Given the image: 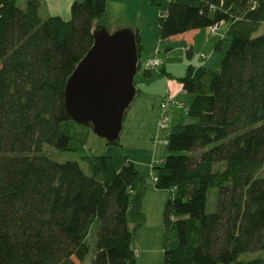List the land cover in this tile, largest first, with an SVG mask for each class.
<instances>
[{
  "label": "trees",
  "instance_id": "obj_1",
  "mask_svg": "<svg viewBox=\"0 0 264 264\" xmlns=\"http://www.w3.org/2000/svg\"><path fill=\"white\" fill-rule=\"evenodd\" d=\"M17 1L0 0V264H81L92 244L91 264H136L146 181L135 165L82 155L85 172L45 150L83 152L63 126L79 125L64 88L105 26L107 0H72L68 21L41 17L40 0ZM222 22L230 45L220 67H188L178 79L193 95L191 122L172 129L169 154L152 166L154 187L171 193L163 264H264L241 258L264 250V33L255 35L264 0H169L160 37Z\"/></svg>",
  "mask_w": 264,
  "mask_h": 264
},
{
  "label": "rangeland",
  "instance_id": "obj_2",
  "mask_svg": "<svg viewBox=\"0 0 264 264\" xmlns=\"http://www.w3.org/2000/svg\"><path fill=\"white\" fill-rule=\"evenodd\" d=\"M25 3L26 0L17 1L19 7H24ZM168 3L169 0H107L106 2L107 18L102 21L110 32L124 28L131 30L139 28L143 37V47L139 56L140 67L134 77V85L136 89H139V92L125 112L117 144L107 143L105 139L94 133L92 127L79 126L72 121H68L63 126L72 137L71 145L74 146L77 142L82 143L83 141V152L58 151L45 146V150L53 160L60 163L77 161L85 172H87V163L81 159L82 155L110 156L116 169H120L126 161H130L135 165L146 181V186L140 198V212L143 215L142 223L135 229V220L131 219L129 224L131 229H134L133 248L136 255V264H163L166 237L163 214L166 201L171 193L168 190H159L154 187L155 171L152 166H158L169 154L167 143L172 127H176L178 121L182 124L191 122V119L186 115L187 104H185L191 94L185 93L178 98L176 104L178 113L175 114L177 116L174 117L173 122L169 114L167 129L159 130L158 121L162 114L160 104L164 99V96H162V76L157 78L159 69L164 61H174L176 65L173 73L177 75L186 69V65L190 63V60L195 61V58H200L201 62L208 60L200 57L199 53L201 52H196L193 56L188 57L189 50L184 42L177 41V39L167 42V40L161 39L159 21L160 16L166 11ZM223 23L221 26L224 25L225 28L226 22ZM263 33L264 24L260 26L255 35ZM223 44L224 50H219L215 54L220 61L215 66H211L214 69H219L224 53L230 45V37L227 36ZM152 58H156L160 63L153 70L148 65L149 60ZM148 70H151V74L147 72ZM178 79L173 80L181 84ZM170 96L173 100V94ZM160 140L165 143H155V141ZM215 196L216 190L213 189L209 193L208 212L214 209ZM94 251L95 247L92 244L89 254L81 264H91ZM257 254L264 257V250ZM257 254L246 253L241 255V258H253Z\"/></svg>",
  "mask_w": 264,
  "mask_h": 264
},
{
  "label": "water",
  "instance_id": "obj_3",
  "mask_svg": "<svg viewBox=\"0 0 264 264\" xmlns=\"http://www.w3.org/2000/svg\"><path fill=\"white\" fill-rule=\"evenodd\" d=\"M93 37L92 47L66 81L64 107L76 123L90 125L96 135L114 143L137 92L136 36L129 28L110 32L99 26Z\"/></svg>",
  "mask_w": 264,
  "mask_h": 264
},
{
  "label": "crops",
  "instance_id": "obj_4",
  "mask_svg": "<svg viewBox=\"0 0 264 264\" xmlns=\"http://www.w3.org/2000/svg\"><path fill=\"white\" fill-rule=\"evenodd\" d=\"M40 1H41V7H40L41 17L44 18L47 16H56V17H60L64 21H68L70 19V6L72 4V0H40ZM106 18L107 17H106V10H105V15L103 19L106 20ZM222 24L224 23L222 22L214 33H210L208 28L196 29V30H191L183 34L176 35V36H173L167 39V42L173 39H177V41L184 42V45L186 46V48H189L188 57L193 56L194 54H196V52H201L199 54L210 55V57L207 58L208 60L204 62H201L202 60L200 58L199 59L195 58V61L190 60V63L186 65L187 66L186 69L183 72L181 71V73L177 75H174L175 73H173L175 71V65H176L174 61H168V60L164 61L162 64V67L159 69V74L157 78L162 76V79H163L162 96H164V98L166 97V95H169V94L170 95L173 94L174 96L173 100L171 101L170 110H169V114H170L172 122H173L174 117L177 116L175 114L178 113L176 110V104H177V101L179 100L178 98H180L182 95L187 93L183 89L182 84H179L177 81L173 79L181 78L185 76L188 67H191L193 70H197L200 68L214 69L211 66H215L220 61V59L217 58L215 54L219 50L220 51L224 50L223 41L225 38H227L228 24L225 23L226 24L225 28H224V25L221 26ZM133 30H135L137 34L139 35L140 43L143 47V44H142L143 37H142L141 29L136 28ZM147 72L151 74V70H148ZM137 90L139 92V89ZM138 92H137V95H138ZM192 100H193V95L191 94L189 99L187 100V103L185 104L189 106ZM178 124H182V123L178 121L177 125ZM173 128L174 127H172V129ZM257 255H260V254H257Z\"/></svg>",
  "mask_w": 264,
  "mask_h": 264
},
{
  "label": "built area",
  "instance_id": "obj_5",
  "mask_svg": "<svg viewBox=\"0 0 264 264\" xmlns=\"http://www.w3.org/2000/svg\"><path fill=\"white\" fill-rule=\"evenodd\" d=\"M166 16V11L161 15V17H165ZM220 24H214L212 26L208 27V30L210 33H214ZM189 50V48H188ZM200 57L202 59H207L210 57V55H205V54H200ZM149 67L153 70L156 67H158L160 65L159 61L156 58H152L149 60L148 62ZM171 96L167 95L163 101L160 104V108L162 111V114L160 116V119L158 121V127L159 130H166L167 129V122H169V110H170V105H171ZM187 109V108H186ZM165 143L164 141L160 140V141H155V143ZM154 180H156V178H154Z\"/></svg>",
  "mask_w": 264,
  "mask_h": 264
}]
</instances>
